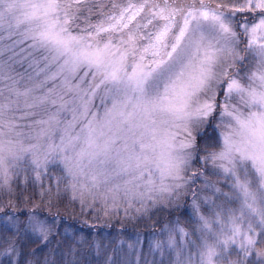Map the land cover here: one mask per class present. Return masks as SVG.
Instances as JSON below:
<instances>
[{
    "label": "snow or ice",
    "instance_id": "obj_1",
    "mask_svg": "<svg viewBox=\"0 0 264 264\" xmlns=\"http://www.w3.org/2000/svg\"><path fill=\"white\" fill-rule=\"evenodd\" d=\"M0 197V264H133L65 200L167 212L135 264H264V0H0Z\"/></svg>",
    "mask_w": 264,
    "mask_h": 264
},
{
    "label": "rangeland",
    "instance_id": "obj_2",
    "mask_svg": "<svg viewBox=\"0 0 264 264\" xmlns=\"http://www.w3.org/2000/svg\"><path fill=\"white\" fill-rule=\"evenodd\" d=\"M19 194V193H17ZM30 198L33 202L38 203L39 202V195L38 191H34L31 187H28L27 190L23 191V197L22 199H28ZM7 197H0V201L6 202ZM57 209L59 210L60 214H65L71 217L70 219L75 218V220H78L80 223L87 225H106V224H114L116 226L120 227H127L128 229L132 230H139L144 228H152L156 230V232L159 231V229L163 226V224L169 219L167 212H160L156 213L152 216L151 219H142V220H133V221H127L121 219L120 223H117L115 220H108L107 217L103 216V213L100 211L99 207L96 208L95 212H90L88 209L81 210L80 205L77 203L76 205H70L65 200L64 203H60L57 205V208H54L51 210L52 214H54ZM44 211L47 213L48 209H44ZM175 215H179V213H176ZM86 222V223H85ZM68 226V225H67ZM65 227L64 224L61 225V228L63 229ZM69 229H72L69 226ZM153 232H147L146 236H141V243H137L136 234H131L121 237L119 242L114 240V236H108L109 243L114 241L115 245L118 247V251L121 256L130 259L133 264H135L136 260V250L139 249L141 251V261H143L144 254L148 253V247H149V234ZM84 235V234H82ZM140 235V234H139ZM143 237V238H142ZM101 239L98 238H92V244L98 243L100 245V250L102 252L103 247L100 243ZM129 244L133 245V249L129 250ZM95 251V248H93V252ZM150 258V257H149Z\"/></svg>",
    "mask_w": 264,
    "mask_h": 264
},
{
    "label": "trees",
    "instance_id": "obj_3",
    "mask_svg": "<svg viewBox=\"0 0 264 264\" xmlns=\"http://www.w3.org/2000/svg\"><path fill=\"white\" fill-rule=\"evenodd\" d=\"M61 216L64 219V225H68L71 228L81 230L80 234L88 235V245H86V248L89 247V245H93L92 243V238H98L101 239L100 243L103 247L102 253L111 255L113 252V249L118 250V247L115 245L114 241L109 243L108 236H114V240L119 242L120 238L125 236L127 238V235L131 234H140L141 236H146L147 232H156V230L152 228H144V229H139V230H132L128 229L127 227L123 226H116L114 224H106V225H101L97 224L95 226L93 225H85L80 223L78 220H75V218L70 219L68 215L61 214ZM89 227H91V233L89 234ZM132 237H136L131 235ZM143 238V237H142ZM93 248L91 250L93 251Z\"/></svg>",
    "mask_w": 264,
    "mask_h": 264
}]
</instances>
